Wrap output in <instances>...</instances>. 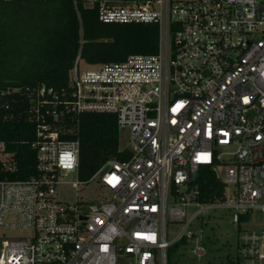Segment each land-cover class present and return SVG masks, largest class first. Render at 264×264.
Segmentation results:
<instances>
[{
    "label": "built area",
    "instance_id": "2783aa9c",
    "mask_svg": "<svg viewBox=\"0 0 264 264\" xmlns=\"http://www.w3.org/2000/svg\"><path fill=\"white\" fill-rule=\"evenodd\" d=\"M15 1L26 0L0 5ZM117 1L84 5L97 4L104 23L158 25L159 49L75 66L69 88L43 84L28 94L35 175L13 177L17 161L0 131V228L22 231L0 234V264H168L169 248L195 239L190 227L207 211L228 210L235 222L264 212V0ZM13 93L0 79V119ZM91 112L129 130L121 149L130 156L81 180L80 118ZM204 167L222 181V200L199 201L194 180ZM70 183L95 189L59 197ZM168 218L185 221L174 239ZM241 251L248 262L264 260V230Z\"/></svg>",
    "mask_w": 264,
    "mask_h": 264
},
{
    "label": "trees",
    "instance_id": "16d2710c",
    "mask_svg": "<svg viewBox=\"0 0 264 264\" xmlns=\"http://www.w3.org/2000/svg\"><path fill=\"white\" fill-rule=\"evenodd\" d=\"M159 43L158 25L101 22L97 4L87 7L84 0H77V6L75 0L1 3L0 79L15 93L11 96L13 105L1 115L0 131L17 161L13 177L25 179L36 174L32 148L36 125L26 111L29 93L43 84L57 90L69 88L70 71L78 58L89 64L121 61L130 54L157 52ZM79 138L81 180L89 179L109 159L130 156L129 150L121 149L120 129L113 114L84 113ZM194 183L200 202L223 199L224 185L211 168H201ZM250 216L251 212L241 215L237 223L248 221ZM179 243L187 240L169 248L168 264H175ZM226 259L223 264H243L240 252Z\"/></svg>",
    "mask_w": 264,
    "mask_h": 264
},
{
    "label": "rangeland",
    "instance_id": "374dc122",
    "mask_svg": "<svg viewBox=\"0 0 264 264\" xmlns=\"http://www.w3.org/2000/svg\"><path fill=\"white\" fill-rule=\"evenodd\" d=\"M122 1H117L121 3ZM75 66L81 70L94 67L85 60L78 58ZM75 68V67H74ZM120 146H130L129 130L120 129ZM67 179L71 182L76 181L75 174H70ZM95 183H91L77 190L73 187L72 183L66 185L63 189H58L59 197H63L74 201L78 199V193L81 196L91 195V191L95 189ZM101 189V188H100ZM100 192V190H97ZM97 198V197H96ZM187 215V219L189 218ZM17 218L16 215L8 216V219ZM184 222L171 221L168 218L167 227L169 238L174 239L177 234L183 229ZM197 235L195 239L190 240L185 244L179 243L177 245V251L174 254L175 264H220L225 263L226 257H234L240 252L243 257V264H264V260L256 261L254 263L248 262L241 251L243 241L247 240L255 232L264 230V212L260 210H254L251 212V216L248 221L243 223H237L233 221L232 213L228 210L216 208L207 211L199 218H197L190 227ZM5 232L9 237L15 235H21V230H4L0 228V234ZM203 243L206 247V251L202 255H196L190 250Z\"/></svg>",
    "mask_w": 264,
    "mask_h": 264
}]
</instances>
